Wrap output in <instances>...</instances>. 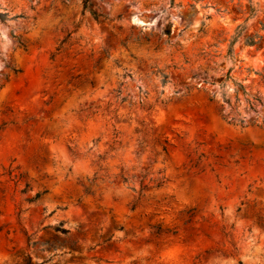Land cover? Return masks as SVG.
<instances>
[{
    "label": "rangeland",
    "instance_id": "rangeland-1",
    "mask_svg": "<svg viewBox=\"0 0 264 264\" xmlns=\"http://www.w3.org/2000/svg\"><path fill=\"white\" fill-rule=\"evenodd\" d=\"M90 6L0 0V264H264V0Z\"/></svg>",
    "mask_w": 264,
    "mask_h": 264
},
{
    "label": "trees",
    "instance_id": "trees-1",
    "mask_svg": "<svg viewBox=\"0 0 264 264\" xmlns=\"http://www.w3.org/2000/svg\"><path fill=\"white\" fill-rule=\"evenodd\" d=\"M90 7H91V6H90V0H83V9H84V10H87V11L90 13V15H91V17H92V19H93L94 21H97L98 18H101V19L104 20V21L107 20L106 17H104V16H102V15H97L95 12H93V11L91 10ZM234 12H236V11H234ZM251 12H252V10H251ZM0 21H1V22L4 21V15H2V14H0ZM202 28H203V24H201V27H200L199 32H202ZM162 35L165 36L166 38H169V36L171 35V27H170L169 25H167V26L164 28V30H163V32H162ZM237 38H238V37L235 36V37H233V38L230 40V42H229V44H228V46H227L226 57H228V58L231 57V53H232V49H231V48H232V46H233V44H234V42H235V40H236ZM144 40H145L146 42H148L149 39H148V37H145ZM259 40H260V37H259V36L248 37V38H246V40L244 41V45H245L246 47H256V46H258V44H259ZM17 45H18V48H19V49H21L24 53H26L27 48H26V44H25V43L21 42V41L18 39V40H17ZM212 46H215V45H212ZM210 47H211V46H208V48H210ZM58 51H59V49L56 50V52H58ZM53 56H54V55H52V56L50 57L51 60L53 59ZM197 56H198V57H201V58H203V59H207V58L209 57V52L204 51V50H201L200 53L197 54ZM97 68H99V61H96V62L93 64V66H92V69H97ZM11 71H12L13 75H17V74L21 73L20 70H18V69H14V68H12ZM228 75H229V71L226 73V75H225V80H224V81H226L227 79H229ZM79 78H80V76H77V77H75V78H71V79L69 80V83H70L71 81H74V80H79ZM162 78H163L162 81L164 82V81L166 80V77H165V76H162ZM5 79H7V78L5 77ZM89 85L92 87V86H93V82L90 81V82H89ZM239 88H240V90H243V88H242L241 86H239ZM242 93L244 94L243 91H242ZM117 94L119 95V94H120V91H117ZM123 101H124V98L121 99V102H123ZM257 102L260 103V101H259L258 99H257ZM226 103H228V102H226ZM163 104H164V102L162 101V102H161V105H163ZM231 121H232V120H230L229 122H227V124H233V123H231ZM9 124H12V123L10 122ZM233 125H234V124H233ZM3 126H4V124H3L2 126H0V130H1V128H2ZM238 126H240L241 128H243V126H242V121H239ZM262 126H264V123H263L261 126H258V127L261 128ZM33 162H35V160H34ZM211 171H212V170H211ZM157 186H158V185H157ZM87 192H88V190H85V193H87ZM39 196H40L39 193L36 194L35 197H34L33 199H29L28 202H33V201H35ZM77 202L79 203V200H78ZM56 230L59 231V232L62 233V234H65V233H66V231H64V230H62V229H60V228H56ZM158 231H159V228L157 227V228H156V233H158ZM106 241H108V240H106Z\"/></svg>",
    "mask_w": 264,
    "mask_h": 264
}]
</instances>
